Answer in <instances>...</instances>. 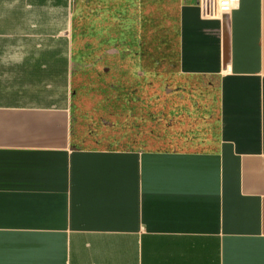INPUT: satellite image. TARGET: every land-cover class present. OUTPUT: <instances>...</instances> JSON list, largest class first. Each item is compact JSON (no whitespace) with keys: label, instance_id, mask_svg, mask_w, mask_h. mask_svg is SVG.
Returning a JSON list of instances; mask_svg holds the SVG:
<instances>
[{"label":"crops","instance_id":"0c3cea01","mask_svg":"<svg viewBox=\"0 0 264 264\" xmlns=\"http://www.w3.org/2000/svg\"><path fill=\"white\" fill-rule=\"evenodd\" d=\"M197 1L136 100L201 104L193 145L105 150L71 126L73 0H0V264H264V0Z\"/></svg>","mask_w":264,"mask_h":264},{"label":"rangeland","instance_id":"374dc122","mask_svg":"<svg viewBox=\"0 0 264 264\" xmlns=\"http://www.w3.org/2000/svg\"><path fill=\"white\" fill-rule=\"evenodd\" d=\"M177 0H73L67 93L78 147L179 150L201 104H137L174 70ZM111 8L110 11L109 9ZM159 87V86H158ZM155 92L154 94L152 93Z\"/></svg>","mask_w":264,"mask_h":264},{"label":"built area","instance_id":"2783aa9c","mask_svg":"<svg viewBox=\"0 0 264 264\" xmlns=\"http://www.w3.org/2000/svg\"><path fill=\"white\" fill-rule=\"evenodd\" d=\"M237 0H198L199 15L204 19L220 18L231 10Z\"/></svg>","mask_w":264,"mask_h":264}]
</instances>
